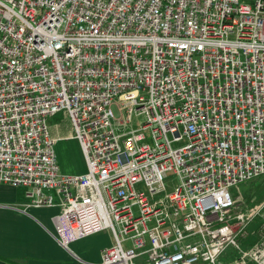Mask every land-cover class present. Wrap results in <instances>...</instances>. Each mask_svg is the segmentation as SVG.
Masks as SVG:
<instances>
[{
  "label": "built area",
  "instance_id": "built-area-1",
  "mask_svg": "<svg viewBox=\"0 0 264 264\" xmlns=\"http://www.w3.org/2000/svg\"><path fill=\"white\" fill-rule=\"evenodd\" d=\"M58 113L82 173L59 170ZM256 177L264 0H0V183L58 208L59 246L107 229L98 264H218L227 247L224 264H264V198L228 191Z\"/></svg>",
  "mask_w": 264,
  "mask_h": 264
},
{
  "label": "crops",
  "instance_id": "crops-1",
  "mask_svg": "<svg viewBox=\"0 0 264 264\" xmlns=\"http://www.w3.org/2000/svg\"><path fill=\"white\" fill-rule=\"evenodd\" d=\"M59 115L67 120L68 127L67 132L59 137L73 140L77 158L73 168L60 166L59 170L64 174L82 173L85 170L84 162L78 153L76 140L69 137L71 129L67 117L58 113L49 118ZM57 123L53 122L52 125L56 126ZM50 134L58 139L56 131ZM26 202L23 188L0 185V264H98L99 250L113 242L110 231L104 229L71 242L64 249L51 236L54 232L51 217L58 212V208L25 207ZM248 239L252 242L255 236L248 234L241 245ZM124 245H128V242ZM233 255L231 252L222 255L218 264L228 262Z\"/></svg>",
  "mask_w": 264,
  "mask_h": 264
},
{
  "label": "rangeland",
  "instance_id": "rangeland-1",
  "mask_svg": "<svg viewBox=\"0 0 264 264\" xmlns=\"http://www.w3.org/2000/svg\"><path fill=\"white\" fill-rule=\"evenodd\" d=\"M114 114L116 119H119L123 116L122 112L114 107ZM142 117L131 115V122L125 125V128H138L139 123L141 122ZM53 122H58L56 126L52 125ZM47 125L49 131L53 134L55 131L57 132L58 139H55L53 144V152L56 158V162L58 167L66 166V167H74L77 162V158L75 156L76 147L72 144V139L60 138L59 136H63L67 130V120L60 118V115L53 118L47 119ZM78 153L81 155V151L78 149ZM0 185H2L0 183ZM166 191H170L173 186V181L171 178H168L164 181ZM229 193L232 195L239 194L247 204H257L261 199L264 198V177H256L253 179H249L245 182H241L237 185V188L230 187L228 189ZM257 219L254 220V223H251V228L249 230L254 229L258 225ZM86 237V236H85ZM250 240L243 242L242 246H247ZM69 245V244H68ZM229 252L234 253V250L231 247H227L223 256L228 254Z\"/></svg>",
  "mask_w": 264,
  "mask_h": 264
}]
</instances>
